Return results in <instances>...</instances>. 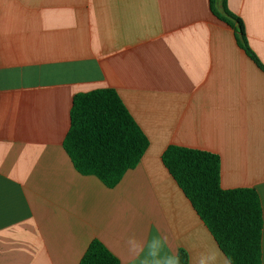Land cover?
Masks as SVG:
<instances>
[{"label":"crops","instance_id":"0c3cea01","mask_svg":"<svg viewBox=\"0 0 264 264\" xmlns=\"http://www.w3.org/2000/svg\"><path fill=\"white\" fill-rule=\"evenodd\" d=\"M224 6L264 66V0ZM106 87L148 139L112 188L62 145L73 96ZM169 145L217 154L222 188L257 191L264 264V71L210 1L0 0V264H78L92 240L139 264L130 237L187 264L223 253L164 166Z\"/></svg>","mask_w":264,"mask_h":264},{"label":"trees","instance_id":"16d2710c","mask_svg":"<svg viewBox=\"0 0 264 264\" xmlns=\"http://www.w3.org/2000/svg\"><path fill=\"white\" fill-rule=\"evenodd\" d=\"M210 8L219 19L235 27L236 39L264 71L248 47L242 22L224 6V13ZM236 22V25H235ZM69 128L62 145L74 168L94 175L107 187H114L136 166L148 146V139L113 88L76 93L69 111ZM162 162L193 208L208 227L231 264H262V208L252 187L224 189L220 186V160L215 153L169 145ZM179 264H187L179 250ZM78 264H120L98 240H92Z\"/></svg>","mask_w":264,"mask_h":264},{"label":"clouds","instance_id":"9594fccd","mask_svg":"<svg viewBox=\"0 0 264 264\" xmlns=\"http://www.w3.org/2000/svg\"><path fill=\"white\" fill-rule=\"evenodd\" d=\"M127 244L130 254L138 259L139 264H179L178 256L162 255L165 246L163 238L154 236L145 243L130 237ZM197 264H231V260L218 249L211 248L199 254Z\"/></svg>","mask_w":264,"mask_h":264}]
</instances>
